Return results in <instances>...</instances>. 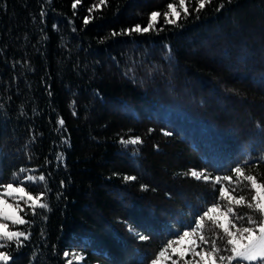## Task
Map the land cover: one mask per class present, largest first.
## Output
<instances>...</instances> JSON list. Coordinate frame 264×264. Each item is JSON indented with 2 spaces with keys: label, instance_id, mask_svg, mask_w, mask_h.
Returning a JSON list of instances; mask_svg holds the SVG:
<instances>
[{
  "label": "trees",
  "instance_id": "trees-1",
  "mask_svg": "<svg viewBox=\"0 0 264 264\" xmlns=\"http://www.w3.org/2000/svg\"><path fill=\"white\" fill-rule=\"evenodd\" d=\"M74 2L0 0V185L44 175L28 191L46 190L49 205L9 222L30 237L0 250L14 264H149L219 187L231 191L223 177L236 181L237 165L264 181V0H212L199 13L185 0L177 25L161 16L162 30L131 35L119 33L168 3L183 17L179 0ZM235 186L251 199L247 182ZM205 224L210 239L222 232Z\"/></svg>",
  "mask_w": 264,
  "mask_h": 264
},
{
  "label": "snow or ice",
  "instance_id": "snow-or-ice-1",
  "mask_svg": "<svg viewBox=\"0 0 264 264\" xmlns=\"http://www.w3.org/2000/svg\"><path fill=\"white\" fill-rule=\"evenodd\" d=\"M212 0H196V6L194 11L201 12L207 4H210ZM81 3V0H75L72 7L75 9L77 5ZM231 3V0H228ZM106 0H100V5H105ZM181 8H183L184 16L181 17V13L177 11L176 6L173 3L167 4L168 11L163 13L159 11H153L149 14V21L147 26L141 27L136 24L131 29H123L119 34L132 33H148L149 31H160L162 29L157 28L159 18L163 16V22L167 25H177L179 19L186 18L190 15L188 8L185 6V0H179ZM224 5L221 3L216 9L222 8ZM97 5H93L88 9L89 13L93 11V8ZM172 17V18H170ZM198 18V17H197ZM90 17L84 18V23H89ZM118 33L113 32L112 35ZM59 125L63 126V119L58 120ZM170 135V133H166ZM122 145H136L142 143L140 137H130L129 139L121 138ZM61 159V157H57ZM232 173L236 177V181L247 182L249 190L253 193L251 199H246L245 196L232 195L236 191L233 176H224L223 180L233 184L231 191L225 187H219L217 202L211 204L198 215L194 221L193 226L186 228L182 233H177L175 239H170L164 244L156 254L155 258L150 261V264H179L183 261V264H222L227 261V264H264V181L258 180L256 175H246L243 168L237 165L233 168ZM20 173H24L25 169L21 168ZM185 175H190L197 180L210 181L211 177L206 174L205 171H197L195 169L189 170ZM125 180L134 181L137 178L135 176H126ZM28 182L27 184L25 182ZM37 181H46L44 175L39 176H24L23 179L19 177L17 173L13 174L10 182L0 185V249L5 247H11L15 242L18 246L23 245L21 237L28 239L30 233L25 231H12L9 230V224L6 221H10L12 225H27L32 221L25 220L20 213L28 215L29 211L31 215L35 217L37 215V209H48L49 205L44 200L47 195V191H41L37 195H33L28 191L30 187ZM221 177H215V184L220 185ZM63 184V182H61ZM142 188H146V185H142ZM227 203L222 209L220 201L225 200ZM9 199L14 203H9ZM232 202L235 205L246 206L251 214L238 215L234 207L231 206ZM23 205V206H22ZM211 222L213 228H218L222 232L217 233L215 238H209L203 234L206 228L205 221ZM139 239L146 241L148 236L139 235ZM218 240L223 242V247L219 246ZM200 249V250H197ZM169 252L171 254H169ZM229 253L227 256L222 253ZM64 257H69V252L63 253ZM191 256V259L187 257ZM176 257V259H173ZM82 254H74L75 261L83 260ZM0 262L3 264H14V257L8 252L0 250ZM67 264H73V259H68Z\"/></svg>",
  "mask_w": 264,
  "mask_h": 264
},
{
  "label": "rangeland",
  "instance_id": "rangeland-1",
  "mask_svg": "<svg viewBox=\"0 0 264 264\" xmlns=\"http://www.w3.org/2000/svg\"><path fill=\"white\" fill-rule=\"evenodd\" d=\"M205 43H207V41H206ZM201 48H202V46H201ZM205 48H206V47L203 46V50H204V51L202 50V53H205ZM206 53H207V52H206ZM208 53H209V52H208ZM238 76H239L240 78H242L243 74H242V75L239 74ZM175 159H176V158L170 156V157L168 158V161H167V162L171 164V163L174 162ZM164 183H165V182H164ZM9 203H14V201H12L11 199H9ZM222 209H223V208H222ZM9 222H10V221H6V223H8V224H9ZM9 230L16 231V230H13V229H10V228H9ZM197 250H200V249H197ZM169 254H171V253L169 252ZM187 258H188V259H191V256H189V257H187ZM173 259H176V257H173ZM149 264H150V263H149ZM168 264H170V262H168ZM179 264H183V261H180Z\"/></svg>",
  "mask_w": 264,
  "mask_h": 264
}]
</instances>
